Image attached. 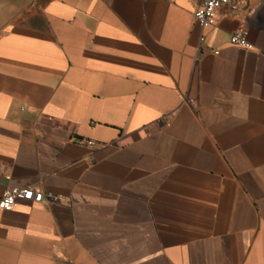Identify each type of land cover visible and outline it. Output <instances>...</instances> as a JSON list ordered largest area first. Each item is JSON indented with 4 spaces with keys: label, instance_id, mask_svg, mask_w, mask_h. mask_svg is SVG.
<instances>
[{
    "label": "crops",
    "instance_id": "obj_1",
    "mask_svg": "<svg viewBox=\"0 0 264 264\" xmlns=\"http://www.w3.org/2000/svg\"><path fill=\"white\" fill-rule=\"evenodd\" d=\"M198 5L0 0V264H264V0Z\"/></svg>",
    "mask_w": 264,
    "mask_h": 264
},
{
    "label": "built area",
    "instance_id": "obj_2",
    "mask_svg": "<svg viewBox=\"0 0 264 264\" xmlns=\"http://www.w3.org/2000/svg\"><path fill=\"white\" fill-rule=\"evenodd\" d=\"M258 0H199V5L194 11L193 16L197 25L202 29H208L215 24V12L221 7L228 8L231 12L237 11L241 6H251ZM204 38L201 37L200 41ZM229 42L232 46L245 50H254L253 44L247 40V31L240 27L230 35ZM88 146H94L95 143L88 140L85 142ZM18 200H24L32 203L44 201L43 194L34 187H14L5 190L0 197V210L10 212L16 206Z\"/></svg>",
    "mask_w": 264,
    "mask_h": 264
},
{
    "label": "rangeland",
    "instance_id": "obj_3",
    "mask_svg": "<svg viewBox=\"0 0 264 264\" xmlns=\"http://www.w3.org/2000/svg\"><path fill=\"white\" fill-rule=\"evenodd\" d=\"M261 1V0H258V2Z\"/></svg>",
    "mask_w": 264,
    "mask_h": 264
}]
</instances>
